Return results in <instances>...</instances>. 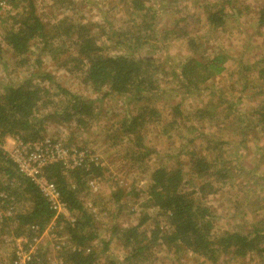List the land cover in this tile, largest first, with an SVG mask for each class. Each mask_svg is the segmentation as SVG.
Instances as JSON below:
<instances>
[{"label":"trees","instance_id":"trees-1","mask_svg":"<svg viewBox=\"0 0 264 264\" xmlns=\"http://www.w3.org/2000/svg\"><path fill=\"white\" fill-rule=\"evenodd\" d=\"M10 1L20 4L21 11L13 17L12 25L7 29L3 41L11 49L15 58L22 57L19 64L23 65L28 61L26 56L34 43L39 41L44 49L51 40L60 37L61 34L58 33L52 35L50 29H61L66 23V18L59 21L58 26L53 25L50 28V25L44 23L37 13V0ZM158 1L162 2V0ZM234 1L220 0L219 4L206 7L205 27L218 31L232 16L239 18L240 9L235 7ZM121 2L132 21L131 25L122 31L111 26L107 28L100 21L82 22L75 28L77 35L73 44L77 49L78 61L83 66L84 82L94 91L107 89L108 95L124 97L129 104L125 108L124 116L117 124L119 133L112 138V146L119 139L133 142L135 148L132 154L142 161L151 152V149L143 145L146 128L163 122L161 105L157 100L161 101L166 93L173 91L180 94L181 99L202 90L210 94L211 88L207 83L214 82L226 70V63L232 56L223 47L214 52L213 56L206 54L205 42L201 40V37L195 34L188 37V25L183 22L184 17L175 19L172 28L160 30L159 14L166 11V8L160 10L159 7L151 4V0H121ZM93 5L98 10H102L99 3L93 2ZM256 25L258 35L264 36V4L259 9ZM92 27H96L99 30L98 33H93ZM107 31L111 33L107 35ZM170 34H176L175 37L182 41L186 40L189 50L194 54L182 59L178 65L172 62L171 56L166 54L165 49L158 43L159 40L169 38ZM65 35L71 36V32L66 31ZM246 44L244 47L247 46ZM262 45L264 46V38H262ZM145 48H148V51L143 53ZM199 50L202 52L200 53ZM2 51L0 44V62ZM36 60L38 64L41 63L38 58ZM239 63L241 69L238 73L241 72V74L239 73L240 76L236 82H239L241 90L249 87L251 71L255 74L253 95L257 101L254 102L256 106L249 114L254 116L256 124L250 126L247 118L240 120L243 123L236 118L242 113L240 109L234 107L239 101L238 96L230 106L232 113L235 114L234 119L239 123L237 126H230L232 129L236 128V133H225L221 138L203 135L204 138H208L209 144H213L208 148L218 149L217 153L224 154L225 151L219 149L224 145H232L234 149L236 147L240 149V146L250 138L264 137V55L259 60L252 59L249 65L241 61ZM166 75L171 78L167 81L160 79ZM35 76L44 81L53 82L52 74L42 71H32L28 77L17 82L12 80L0 82L2 137L19 136L24 141L42 140L46 138L42 135L45 126L51 122H76L79 127L88 126L87 123L96 114L94 99L84 98L60 85H56L58 91H53L52 87L33 82ZM172 80L179 82L178 89L167 86V82ZM236 82L234 81L233 84L235 85ZM183 89L185 91H182ZM105 94L107 95V92ZM56 96L60 97V102L55 101ZM224 98L221 102L225 100L230 102L228 96ZM181 99L173 107L174 116L182 117ZM130 103L137 106L136 112ZM47 108H50V111L42 113ZM174 123L175 120L165 123L166 130L169 131ZM221 130L227 131L225 126L219 132ZM199 137L201 135L197 134L196 137L190 138L189 142L193 143ZM256 143L258 144V141ZM81 148L95 154L99 164H95L94 160L84 162V165L75 168H67L62 161H54L43 167L44 175L57 185L60 199L70 213V221L62 214L55 217L56 210L51 207V203L40 187L30 178L23 176L0 147V175L5 176L7 180L15 179L18 184L10 189V195L15 196V202L18 199H24L29 205L21 212L14 209L13 215L6 216L3 220L11 225L9 227L16 226V237H24L32 243L35 237L42 235L50 223L54 221L56 225H60L66 219L64 228L73 247H62L61 264H96L102 254L109 251V241L101 239L95 232L94 217L81 199V194L90 187L88 182L103 176L104 161L96 151L88 147ZM259 148L263 151L262 157H264V139ZM181 154V152L177 153L178 160ZM231 160L221 162L218 155L210 160L205 153L193 151L191 171L197 179L202 181L198 185V192L206 193L207 187L210 191H215L214 183L225 181L231 170L239 173L245 170L240 169L239 162L231 165ZM219 163L222 164L221 168L217 167ZM184 185L186 182L181 166L174 168L160 166L153 169L148 188L149 201L161 215L166 216L167 229H162L160 224L156 223L152 229L142 230L147 216L129 227L114 225L112 234L119 236L128 253L122 260H116L107 255L105 264H138L139 261L145 260L148 251L159 246L166 248L174 246L177 252L189 250L211 262H216L221 255L229 253L236 259L258 257L264 264V219L254 220L245 228L238 227L239 230L219 232L215 229V215L211 213L210 208L196 200L194 196L196 191L187 190ZM0 189H6V187ZM111 196L112 201L120 204L125 196L124 189L116 188ZM95 240L97 245L102 247V253L94 247ZM48 263L52 264L51 261ZM48 263L42 262L35 255H32L28 261V264Z\"/></svg>","mask_w":264,"mask_h":264},{"label":"rangeland","instance_id":"rangeland-1","mask_svg":"<svg viewBox=\"0 0 264 264\" xmlns=\"http://www.w3.org/2000/svg\"><path fill=\"white\" fill-rule=\"evenodd\" d=\"M93 2L99 3L102 10H98ZM219 3L220 0H162L161 3L158 0H151V4L159 7L160 10L166 8V11L159 14L160 30L172 28L175 19L184 17L183 22L188 25V37L193 34L201 37V40L205 42L206 54L213 56L214 52L223 47L232 57L226 63V70L214 82L207 83L211 88L210 94L202 90L181 99L180 94L173 91L166 93L161 101L157 100L161 105L163 122L146 128L143 145L151 149V152L141 161L132 154L135 148L133 142L119 139L117 145L112 146V138L119 133L117 124L121 121L126 111L125 108L129 104L124 97L115 94L108 95L107 89L94 91L89 84L84 82L83 66L78 61L77 49L73 44L77 35L75 28L82 22L100 21L107 28L111 26L124 31L132 21L123 2L121 0H37V13L44 23L50 25V28L53 25L58 26L59 21L65 18L66 23L61 29H50L52 35L58 33L62 36L51 40L47 46H44V49L39 41L34 43L26 56L28 61L20 65L22 57L15 58L3 38L7 29L12 25L13 17L21 11V7H19L20 4L12 3L10 0L5 4L0 1V44L3 49L0 62V82L4 80L17 82L28 77L32 71H42L51 73L53 82L44 81L38 76L33 78V82L52 87L53 91H58L56 85H60L72 93L95 100L96 114L87 123L88 126L79 127L76 122H51L45 126L42 135L46 138L57 139L67 147H88L96 151L98 155L100 154L104 161V174L98 177L96 187L94 189L88 187L81 194L83 204L94 217L95 232L101 239L109 241V251L102 254L96 264H105L107 255L116 260H122L127 256L128 250L123 247L119 236L112 234L114 225L129 227L147 216L142 230L148 231L156 223H159L162 229H167L166 216L161 215L155 207L150 205L148 196L151 171L160 166L182 167L186 182L184 186L187 190L196 191L194 194L196 200L210 208L211 213L215 215V229L219 232L239 230L238 227L245 228L254 220L264 219V179L260 177H264V157H262L263 151L259 148V145L263 144L264 137L250 138L240 146V149L237 147L234 149L232 145H224L219 148L225 151L223 154L217 153L218 149H209L208 147L213 144H209L208 138L203 136L206 134L209 137L221 138L225 133H236V128L232 129L230 126H237L239 123L234 119L235 114L232 113L230 106L238 96L239 101L234 107L240 109L242 113L236 118L239 121L247 118L250 126L256 124L254 116L249 114L256 106L254 102L257 101L253 95L255 74L251 71V83L245 90H241L236 80L239 79V73L241 74V72L238 73L241 69L240 61L249 65L252 59L258 58L259 60L264 55L262 45L264 36L256 32L259 9L264 4V0H235V7L240 9L239 18L232 16L222 29L210 30L205 27V10L206 7ZM66 31L71 32V36L65 35ZM91 31L98 33L99 30L92 27ZM108 33L111 31L106 32L107 35ZM175 36L176 34H170L169 38L159 40L158 43L165 49L166 54L171 56L172 62L178 65L182 59L194 54L189 50L186 40L182 41ZM247 42L249 44H246ZM244 44L247 46L244 47ZM146 51L148 48L143 49L142 52ZM199 52L202 51L199 50ZM37 58L41 61L40 64ZM170 78L167 75L164 78L160 77L165 81ZM167 86L171 89L180 87L177 80L168 81ZM226 96L230 102L227 100L221 102V99H225ZM180 99L182 100V117L173 115V107L180 102ZM55 101L60 102V97L56 96ZM130 105L136 112L137 106L134 103ZM50 108L44 109L42 113H48ZM174 120V126L167 131L165 123ZM223 126L227 131L219 132ZM197 134L201 137L190 143L189 139L196 137ZM0 141H2L0 147L4 152L5 149H11L15 145L10 136L2 137ZM193 151L205 153L210 160L217 155L221 162L232 159L231 165L239 162L240 169L245 170L242 173L231 170L225 181L214 183L215 191H210L207 187L206 193L198 192V185L202 181L197 179L191 171ZM180 152L182 154L178 160L176 155ZM221 166L222 164L217 165L219 168ZM0 180V188H5L8 180L5 176H1ZM120 187L124 189L125 196L121 203L117 204L112 201L111 194ZM28 206L27 201L18 199L14 209L21 212ZM2 211H6L4 206L0 207V213ZM55 212V217L62 214L71 221L67 209L62 208L60 212L57 210ZM66 219L60 225H56L54 221L50 223L42 235L35 239L37 242L32 243H28L24 237L15 236V225L9 227L11 226L9 223L0 220V264H12L16 260L25 263L32 255L42 262L51 261L52 264H61L62 247H73L64 228ZM93 243L96 250L102 253V247L97 245L96 240ZM138 264L263 263L258 257L236 259L229 253H224L216 262H211L189 250L177 252L174 246L171 248L159 246L148 251L145 260L139 261Z\"/></svg>","mask_w":264,"mask_h":264},{"label":"built area","instance_id":"built-area-1","mask_svg":"<svg viewBox=\"0 0 264 264\" xmlns=\"http://www.w3.org/2000/svg\"><path fill=\"white\" fill-rule=\"evenodd\" d=\"M2 4L8 2V0H0ZM13 139L15 145L11 149H5L7 157L17 166L19 172L34 181L42 190L47 200L51 203V207L60 212V210L66 209L62 203L55 182L50 181L44 175L43 167L54 161H62L67 168H75L82 165L84 162L96 161L98 163V157L85 148L80 147H67L64 146L61 141L52 138H44L37 141H24L19 136H10ZM2 136L0 134V140ZM2 141H0L1 144ZM97 157V158H96ZM84 165V164H83ZM90 188L94 189L98 183V179L93 178L89 182ZM17 182L15 179L7 181L6 189H0V207H5L6 211L0 213V220H3L6 216H12L15 208V196L10 195V189L13 188ZM38 237L33 239V242ZM26 241L30 243L27 239ZM31 258V257H30ZM30 260V259H29ZM17 264H28V262L22 263L18 260Z\"/></svg>","mask_w":264,"mask_h":264}]
</instances>
